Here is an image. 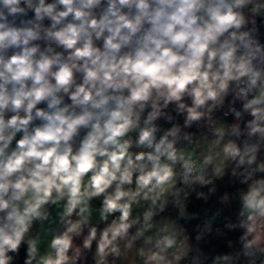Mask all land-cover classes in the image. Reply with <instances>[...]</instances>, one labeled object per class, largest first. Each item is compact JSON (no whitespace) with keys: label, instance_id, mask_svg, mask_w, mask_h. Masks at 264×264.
Masks as SVG:
<instances>
[{"label":"clouds","instance_id":"obj_1","mask_svg":"<svg viewBox=\"0 0 264 264\" xmlns=\"http://www.w3.org/2000/svg\"><path fill=\"white\" fill-rule=\"evenodd\" d=\"M0 264H264V0H0Z\"/></svg>","mask_w":264,"mask_h":264}]
</instances>
